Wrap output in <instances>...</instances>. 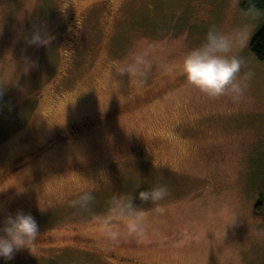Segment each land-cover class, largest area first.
Masks as SVG:
<instances>
[{
	"label": "rangeland",
	"instance_id": "obj_1",
	"mask_svg": "<svg viewBox=\"0 0 264 264\" xmlns=\"http://www.w3.org/2000/svg\"><path fill=\"white\" fill-rule=\"evenodd\" d=\"M240 2L0 0V175L67 124L92 121L0 176V220L22 210L39 233L0 264H113L111 253L264 264V63L250 52L264 12ZM209 25L245 38L236 51L251 77L238 101L201 94L180 70ZM37 35L47 43L31 42ZM138 144L149 160L135 157ZM51 166L64 170L50 176ZM155 186L164 199L137 198ZM76 234L104 245L88 253L63 242Z\"/></svg>",
	"mask_w": 264,
	"mask_h": 264
},
{
	"label": "clouds",
	"instance_id": "obj_2",
	"mask_svg": "<svg viewBox=\"0 0 264 264\" xmlns=\"http://www.w3.org/2000/svg\"><path fill=\"white\" fill-rule=\"evenodd\" d=\"M31 42L47 43L38 35ZM244 43L241 32L225 34L215 25H209L202 42L182 58L180 70L186 82L209 98L241 99L251 77L250 72H242L244 60L236 51ZM166 195V187L155 186L140 191L137 198L153 204ZM38 235V226L31 214L17 210L6 215L0 220V259L7 261L18 250H30Z\"/></svg>",
	"mask_w": 264,
	"mask_h": 264
},
{
	"label": "flooded vegetation",
	"instance_id": "obj_3",
	"mask_svg": "<svg viewBox=\"0 0 264 264\" xmlns=\"http://www.w3.org/2000/svg\"><path fill=\"white\" fill-rule=\"evenodd\" d=\"M91 123L92 121L90 119L89 120L87 119V120L81 121L80 123L67 124L66 126L62 127L60 130H58L56 133H54L51 137H49L44 142H42V144L36 150L29 153L27 157H23L22 159H15V161H12L5 168V170L2 171V174L0 176L5 177L6 180L10 179L9 178L10 176H13L15 175V173H18L19 171L28 168L32 162L39 160L40 158H42V156H44L45 154L55 149L58 145L63 144V142H67L72 139L75 140L76 138L78 139V137H81L82 134H84L90 128ZM132 149L134 150L133 154L139 160H142V161L149 160L148 153L151 150L150 146L146 147V146H141L140 144H138ZM63 170H64V167L51 166L47 170V173L50 176H57L61 174ZM49 175L46 177H49ZM32 183L33 182H28L24 184L20 183L18 187L21 188V187H24ZM73 232H75V230H73ZM41 242L44 243L47 241H44V239H41ZM63 242H69L75 247H78L82 250H84V248H87L89 250L88 253H91L92 249H95V248L97 249L101 245H104L98 240H95L89 237L85 238L84 236H81L78 234L65 237ZM116 257L117 255H114L112 253L109 255H106V258L113 264H123V263L140 264L139 262L133 259H120Z\"/></svg>",
	"mask_w": 264,
	"mask_h": 264
},
{
	"label": "trees",
	"instance_id": "obj_4",
	"mask_svg": "<svg viewBox=\"0 0 264 264\" xmlns=\"http://www.w3.org/2000/svg\"><path fill=\"white\" fill-rule=\"evenodd\" d=\"M239 8L244 13L264 12V0H241ZM250 52L258 62L264 63V26L253 37ZM254 210L260 213L263 212V207L257 204Z\"/></svg>",
	"mask_w": 264,
	"mask_h": 264
}]
</instances>
